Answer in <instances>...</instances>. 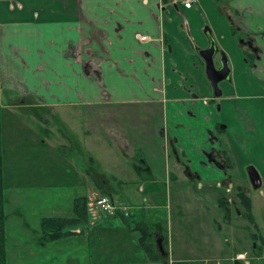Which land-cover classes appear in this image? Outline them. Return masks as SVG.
<instances>
[{
	"label": "crops",
	"instance_id": "0c3cea01",
	"mask_svg": "<svg viewBox=\"0 0 264 264\" xmlns=\"http://www.w3.org/2000/svg\"><path fill=\"white\" fill-rule=\"evenodd\" d=\"M208 33L229 69L228 79L219 83L220 97L210 91L204 61L197 53L206 49ZM139 34L148 38L140 41ZM246 41L257 43L256 66L245 59ZM262 62L264 0H199L189 9L170 0H0L3 130L15 135L24 149L40 151L46 147L60 154L72 149L81 153L82 142L75 141L78 129L68 126L81 121L79 132L92 126L105 135L109 129L118 147L141 157L140 165H118L111 176L112 185L95 181L89 186V168L67 164L69 169L62 176L70 180L57 186L84 183L88 200L97 194L108 195L110 190L119 193L128 182L137 184L142 193L147 187L153 190L155 184L179 188L187 180L197 182L199 188L218 181L233 186V165L243 179L246 166L251 164L258 183L264 184ZM7 100L10 102H4ZM18 107L51 110L57 122L46 134L52 133V139L40 140L36 135L37 128L49 123L47 118L16 114L14 109ZM56 123L65 130L58 129ZM216 125L224 129L226 154L219 147L218 137L215 140L211 136L218 134ZM58 133L68 137V144L57 142ZM184 156L186 164L180 163L186 161ZM34 165L18 166L30 172L22 180L41 183L34 181ZM48 170L49 177L58 172L50 167ZM134 195L132 191L129 196ZM75 197L79 196H70L71 207ZM212 200L216 201V196ZM160 203L151 202L147 208L142 205L141 221L150 230L147 241L152 251L157 250L159 260H151L143 252L144 262L129 257L118 261L114 258L118 250L127 246L133 252L137 245L116 241L106 245L103 241L97 247L104 258H97V264H263L264 243L256 246L252 241L255 232L251 231L245 233L252 251L236 244L224 255V263L218 262L225 251L218 234L209 236L212 243L207 241L216 249V258L183 256L178 250L184 239L174 243L173 238L181 233L179 224H170L165 234L158 219L163 209ZM253 205L252 201V212ZM147 210L152 211V222L146 217ZM214 212L219 216L220 209L216 207ZM81 232L77 227L74 234Z\"/></svg>",
	"mask_w": 264,
	"mask_h": 264
},
{
	"label": "rangeland",
	"instance_id": "374dc122",
	"mask_svg": "<svg viewBox=\"0 0 264 264\" xmlns=\"http://www.w3.org/2000/svg\"><path fill=\"white\" fill-rule=\"evenodd\" d=\"M244 44L246 45V43ZM250 45H248V50L245 53V59L252 62L253 65H256L258 58L256 50L257 43L251 41ZM215 64L217 65L216 59ZM260 67L264 68V62L260 64ZM255 76H258V74H255ZM260 80L264 82V77H260ZM210 91L212 92L211 86ZM4 102L9 103L10 101L7 100ZM9 110L11 109L9 108ZM14 111L16 114H34V116H38L41 119L47 118L49 123L47 126L36 127L38 132L36 135L40 140L50 138L49 135L52 133L49 135L46 133L49 129L53 130L52 126L57 122V117L53 115L51 110H23L18 107ZM10 113H12V110ZM3 119L2 117L3 132L1 134L2 159L5 153L3 201L4 240L7 264H87L88 262L97 264V258H104V254L102 256V250L97 247L103 241H105L106 245L113 241L124 245L128 243L136 244V251L130 252V249L124 246L118 250L114 258L118 261H125L129 257L134 259V262H137L139 259L144 262L143 252L145 250L140 244L141 233L137 222L143 220V206L147 208L146 206L151 202L155 204L161 202L160 204L163 206L162 214H159L158 219L164 227L165 234L170 224L173 226L179 224L178 229L181 233L174 235L173 238L174 243L178 239H184L185 243L178 250L183 256L190 258H196V256L216 258V249L210 247L207 241L211 242L209 236L218 234L225 249L224 252L220 253L218 262L224 263L226 261L223 260L224 255L234 245L246 246L245 249L251 248L248 233L245 232L251 231L259 233L264 238V184H256L251 179L248 169L252 165L249 164L246 166V178L243 179L234 171V165L231 166L233 171L231 179L233 189L229 195L231 202L228 204V212L226 213L217 205L218 199L224 197V192L216 182L204 184L202 188H199L197 182L187 180V184L175 189L172 185L155 184L153 190L147 187L145 193L137 190V184L128 182L122 187L119 193H114L112 190H110V193H106L111 195L115 200L118 199L123 203L125 202L124 206L129 207V215L127 217H108L107 219L95 221L92 217L93 211H91L90 216L88 215L87 217L86 224H80L78 227L83 232L76 235L72 234L68 238L66 237V239L46 243L40 238L39 219L43 216L69 217L72 215L70 196H88L89 194L85 189L84 183L82 185H68V182H65L64 185L57 186L65 180H70L62 176V172L64 173L69 169L66 166L67 164L74 165L76 163V165H82L84 168L88 167L90 172L88 174L89 186L95 181L100 185H102L103 181L106 184L112 185L114 182L111 180V176L115 174V168L118 165L129 168L133 163L139 164L141 157L137 156L130 149L118 147L115 142L116 137H112L108 133L110 132L109 129L105 130V135L102 134L104 131L92 126L89 129L84 128L79 132V127L82 124L81 121L72 123L73 125L71 123L68 125L73 130L78 129L75 134V141L79 144L82 142L81 153L72 149L68 153L61 151L62 154H60L59 151L46 147L40 151L32 148L24 149L20 147L22 142L16 139L15 135L13 137L10 132L3 130ZM35 123L40 124L41 122L35 121ZM56 126L59 125L56 123ZM58 129L65 130L62 126ZM53 133L55 135L56 131L54 130ZM58 135H60L56 136L58 143L68 144V137L59 133ZM211 136L215 140L218 137L219 147L226 154L228 152V146L224 141V136L215 133L211 134ZM72 138L74 139V137ZM99 138H101V141ZM110 145L112 148H109ZM171 145L172 147L175 146L173 141H171ZM173 149L175 151V148ZM186 162H188L187 159L186 161H180V163L185 164ZM25 163L35 164V169L33 170L37 176L34 181L41 183L32 184L29 180H22L23 175L30 173L28 170L23 171L22 169H18L20 164ZM48 167L52 171L57 169V174L49 177L48 173L50 170H48ZM19 177L20 180L18 181ZM17 181L19 185H16ZM237 187L244 191L254 203L251 221L244 215V207L237 196ZM132 191H134V197L129 196ZM215 196L216 201H213L212 198ZM145 198H148L147 203H145ZM130 203L140 205L141 207L131 208L129 206ZM197 206H199L198 209ZM216 207L220 209L219 216L214 212V208L216 209ZM151 212L147 210L146 217L148 221L150 220L152 222L154 218L151 217ZM154 252L158 253L157 250H154ZM139 254L142 256H139ZM107 257L109 259V256H105V258ZM210 264H215V261L210 262Z\"/></svg>",
	"mask_w": 264,
	"mask_h": 264
},
{
	"label": "trees",
	"instance_id": "16d2710c",
	"mask_svg": "<svg viewBox=\"0 0 264 264\" xmlns=\"http://www.w3.org/2000/svg\"><path fill=\"white\" fill-rule=\"evenodd\" d=\"M247 61V59H246ZM2 109L0 107V264H5L6 260V251H5V240H4V201H3V193H4V181H3V159H2ZM219 125H216V128ZM220 132H223L220 129ZM237 196L239 197L240 203L244 207V215L248 220H252V204L251 200L249 199L248 195L240 190L237 187ZM87 197L86 196H79L75 197L72 202V212L73 214L70 217H58V216H51L46 217L43 216L40 219L39 227H40V238L46 243H50L53 241H57L63 238H66L72 234H74L75 229L79 227V225L86 224L87 221ZM228 202L226 197H220L218 199V207L223 211L228 212ZM226 215V214H225ZM138 228L140 229V244L144 248L145 252L147 253L148 257L151 260H159L160 257L154 251H152L151 243L147 241V237L150 234V230L146 223L137 222ZM254 236V237H253ZM252 241L258 246V242L263 244L264 239L257 234H252ZM257 248V247H254ZM252 251V249H250ZM264 264V260L261 261ZM171 264H189L187 262H176L173 261Z\"/></svg>",
	"mask_w": 264,
	"mask_h": 264
},
{
	"label": "built area",
	"instance_id": "2783aa9c",
	"mask_svg": "<svg viewBox=\"0 0 264 264\" xmlns=\"http://www.w3.org/2000/svg\"><path fill=\"white\" fill-rule=\"evenodd\" d=\"M173 4L180 3L183 8L189 9L192 8L195 4L199 2V0H170ZM163 4L160 6V8ZM148 37L146 35H137V39L140 41L146 40ZM217 185L223 188L226 194H230L232 191V185L228 184L226 186H222L220 182H217ZM230 201V198H228ZM87 212L90 216V212H92V217L95 221L102 220L108 217H127L129 215L128 209L129 207L124 206L118 201L113 200L107 195H99L96 198L89 200L87 202Z\"/></svg>",
	"mask_w": 264,
	"mask_h": 264
},
{
	"label": "water",
	"instance_id": "95a60500",
	"mask_svg": "<svg viewBox=\"0 0 264 264\" xmlns=\"http://www.w3.org/2000/svg\"><path fill=\"white\" fill-rule=\"evenodd\" d=\"M204 52L208 53V59H204L203 60L204 61V65H205L206 77L209 80L210 85L213 88L214 95L216 97H220L221 90L219 89L218 83H219L220 80L228 79V77H229V70L226 72L225 76L222 75V71L224 70V65L227 64V62H226L223 54L220 53L219 50H217L215 42L213 41L212 37H209V46H208V48L207 49L198 50L197 53H198V55L200 57H203L202 54ZM215 59L217 61V64L219 63L221 65L220 68H216ZM227 68H228V66H227ZM217 91H219V93ZM248 170H249V172L251 170L253 172H255V170L253 168H249ZM255 174H256V172H255ZM255 177H256V180H258V177L257 176H255Z\"/></svg>",
	"mask_w": 264,
	"mask_h": 264
},
{
	"label": "flooded vegetation",
	"instance_id": "af4514ba",
	"mask_svg": "<svg viewBox=\"0 0 264 264\" xmlns=\"http://www.w3.org/2000/svg\"><path fill=\"white\" fill-rule=\"evenodd\" d=\"M209 37H211V36H210L209 33H208V35H207V38H208V45H207V47H205L206 49H207L208 46H209ZM250 42H251V41H246V42H245V43H246V48H247V50H248V45L251 46V45H250ZM256 50H257V49H256ZM202 55H203V57H204V58L201 57V58H203L202 60H204V59H208V53L204 52ZM253 55H254V54H253ZM257 57H258V55H257ZM247 62H248V64H249L250 66H254V65H255V64L253 65V63L250 62V61H247ZM256 63H257V60H256ZM220 66H221V65L218 63V64L216 65V68H220ZM255 66H256V65H255ZM228 70H229V69L227 68V64H225V65H224V70L222 71V75L225 76V75H226V72H227ZM223 80H224V79L220 80L219 83H220L221 81H223ZM219 83H218V85H219ZM211 88H212V86H211ZM219 91H220V90H219ZM219 91H217V92L219 93ZM212 92H213V88H212ZM221 94H222V93H221ZM213 95H214V92H213ZM220 96H221V95H220ZM215 97H216V96H215ZM220 129H222L223 132H220ZM217 131H218V134H222V135L224 134V129H223L222 127L220 128V125H219ZM249 168H252V167H249ZM249 175H250L251 179H252L253 181H255L256 184H258V180H256V177H255L256 174H254V172H253L252 170L249 172ZM221 185H222V186H226V185H228V184H224V183L221 182ZM232 187H233V186H232ZM221 189H223V188H221ZM223 191H224V190H223ZM225 195H226V196H225ZM229 195H230V194H226V193L224 192V196L226 197V200H227L228 203L231 202V199H230V201H228V198H230ZM5 264H7V263H6V260H5Z\"/></svg>",
	"mask_w": 264,
	"mask_h": 264
}]
</instances>
